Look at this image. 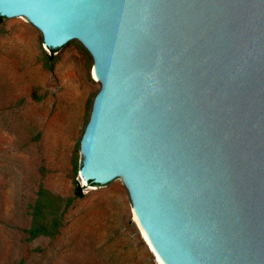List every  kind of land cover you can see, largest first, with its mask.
Listing matches in <instances>:
<instances>
[{"label":"water","instance_id":"obj_1","mask_svg":"<svg viewBox=\"0 0 264 264\" xmlns=\"http://www.w3.org/2000/svg\"><path fill=\"white\" fill-rule=\"evenodd\" d=\"M0 16L90 55L78 176L124 184L161 264H264V0H0Z\"/></svg>","mask_w":264,"mask_h":264},{"label":"rangeland","instance_id":"obj_2","mask_svg":"<svg viewBox=\"0 0 264 264\" xmlns=\"http://www.w3.org/2000/svg\"><path fill=\"white\" fill-rule=\"evenodd\" d=\"M45 53L31 22L0 23V264H144L148 253L161 264L124 184L95 189L74 175L101 87L90 55L73 45L48 70ZM74 180L84 196L65 211L60 234L28 241L27 205L39 186L67 199Z\"/></svg>","mask_w":264,"mask_h":264},{"label":"trees","instance_id":"obj_3","mask_svg":"<svg viewBox=\"0 0 264 264\" xmlns=\"http://www.w3.org/2000/svg\"><path fill=\"white\" fill-rule=\"evenodd\" d=\"M5 17L0 16V23ZM50 55L44 54L43 67L52 70L55 64V53L58 49H49ZM80 169V168H79ZM77 163H74V175L79 171ZM74 182V196L71 198H63L43 186H39L35 198L27 205V216L29 218V226L24 229V233L28 241H34L40 238H48L54 240L61 232L64 221V213L71 206L74 199L83 198L82 188L77 181ZM88 185L96 186L93 182ZM149 260L144 264H157L154 257L148 253ZM15 264H23L18 262Z\"/></svg>","mask_w":264,"mask_h":264},{"label":"bare ground","instance_id":"obj_4","mask_svg":"<svg viewBox=\"0 0 264 264\" xmlns=\"http://www.w3.org/2000/svg\"><path fill=\"white\" fill-rule=\"evenodd\" d=\"M93 74H94V76L96 77L94 69H93ZM96 78H97V77H96ZM142 230H143V229H142ZM143 234H144V233H143Z\"/></svg>","mask_w":264,"mask_h":264}]
</instances>
